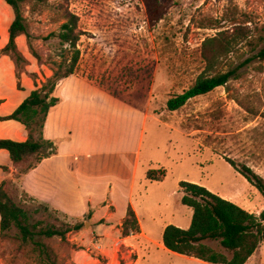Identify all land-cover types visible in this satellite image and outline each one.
<instances>
[{
	"label": "rangeland",
	"instance_id": "rangeland-1",
	"mask_svg": "<svg viewBox=\"0 0 264 264\" xmlns=\"http://www.w3.org/2000/svg\"><path fill=\"white\" fill-rule=\"evenodd\" d=\"M163 1L169 2L168 14L154 27L141 0H50L43 6L32 1L23 7L30 40L24 37L19 47L32 62L20 64L19 73L35 63L38 85L55 80V74L59 82L73 50L49 36L60 31L68 10L78 17V30L84 33L75 73L100 80L117 96L146 109L148 123L134 205L157 243L143 246L140 254L127 252L121 243L105 244L112 254L118 252L120 264H131L139 257L138 264L201 263L159 246L169 222L182 229L191 226L193 209L181 203V182L227 196L253 213L264 210L262 194L225 160L247 165L264 178V62L256 58L264 46V0ZM1 7L0 28L5 32L14 13L9 6ZM237 27L249 29V39L221 58L213 73L235 71L234 78L226 87L170 112L168 101L189 90L206 68L204 41ZM158 169L167 171L162 182H143L146 170ZM17 204L31 214V224L38 226L33 231L80 223L84 226L80 231L90 229L88 216L71 219L25 194ZM76 233L68 234L66 240L36 236L23 243L14 228L0 240V264H50L40 244L50 248L56 264H74L75 252L87 250L72 242ZM261 255L264 264V246Z\"/></svg>",
	"mask_w": 264,
	"mask_h": 264
},
{
	"label": "crops",
	"instance_id": "crops-1",
	"mask_svg": "<svg viewBox=\"0 0 264 264\" xmlns=\"http://www.w3.org/2000/svg\"><path fill=\"white\" fill-rule=\"evenodd\" d=\"M4 2L0 0V7L9 6ZM13 20L14 16L6 25L5 32H1L0 28V51L9 42ZM23 40L24 37L17 40L20 52L22 46L19 47V43ZM25 59L32 62L29 57ZM38 68L33 63L20 73L19 89L16 64L9 56L0 55L1 118L12 115L37 89L32 75L39 74ZM36 82L40 84L39 80ZM54 96L60 102L49 112L44 138L54 142L57 154L23 173L33 158L14 164L9 152L0 150V167L8 168V171L0 169V185L6 183L8 195L16 202L26 194L71 219H84L90 215V229L77 232L72 241L79 248L87 247V250L75 252L74 264H102L97 255L106 259V264H120L118 252L112 254L105 244L121 243L127 252L140 254L143 246L157 243L151 232L146 230L134 205L148 123L146 109L117 96L100 80L84 74L75 73L59 81ZM28 138V131L22 123L15 120L0 122V140L26 142ZM146 171L143 182H155L148 179ZM129 206L138 218L141 232L124 237L122 226ZM262 210L258 209L254 214L260 215ZM247 211L253 213L251 209ZM170 224H166L164 230ZM83 238L89 243L85 244ZM159 246L168 251L163 241L159 242ZM263 246L246 264H262ZM140 259L131 264H138Z\"/></svg>",
	"mask_w": 264,
	"mask_h": 264
},
{
	"label": "trees",
	"instance_id": "trees-1",
	"mask_svg": "<svg viewBox=\"0 0 264 264\" xmlns=\"http://www.w3.org/2000/svg\"><path fill=\"white\" fill-rule=\"evenodd\" d=\"M4 1L13 10L14 21L9 29V42L0 51V55L9 56L18 68L20 64L26 63L27 60L19 51L17 40L20 37H27L30 40L23 7L32 1L35 2V6H43L50 0ZM141 1L145 4L148 23L151 27L164 20L168 14V1ZM63 19L64 23L61 25L60 31L49 36V38H57L62 46H69L73 50V57L59 81L75 74L81 56L78 43L81 40V36L84 35L83 32L78 30L79 19L76 15L66 10ZM250 34L251 32L246 27H237L233 31H222L217 36L206 39L202 45V56L206 63L204 72L196 79L189 90L168 101V110L170 112L178 111L186 106L189 101L205 96L217 88L226 87L231 79L234 78L235 71L213 73L220 59L232 54L239 45L249 39ZM33 56L40 61L36 54H33ZM256 58L260 62H264V46L258 51ZM17 78L20 89V73H17ZM32 78L37 89L30 94L12 115L0 117V122L15 120L22 123L28 131L29 138L26 142L0 140V150L8 151L14 164L33 158V162L23 173L29 172L45 159L57 154L54 142L44 138V129L50 110L60 102L54 96L59 83L57 81L58 75L55 74V80L52 78L48 79L41 87L36 82L37 75L33 74ZM225 160L264 197V178L262 176L247 165H238L227 157H225ZM0 169L8 171L6 167H0ZM166 175L167 171L165 169L150 171L148 179L161 182ZM5 185L6 183L0 185V240L6 238L9 231L14 228L20 231L23 243L30 241L36 236L48 239L58 237L66 240L68 234L83 229L84 226L80 223L75 226L63 225L61 228L51 227L33 231V228L36 230L38 226L31 224V214L10 198ZM180 188L183 193L182 205L193 209L192 223L188 229H182L174 225L166 227L163 234V245L168 251L181 256L195 258L208 264H246L264 244V210L260 215L250 213L237 204L197 184L181 182ZM25 196L28 197L26 194ZM44 206L48 207L47 205ZM122 228L124 237L141 232L138 218L131 206L128 208L127 217ZM40 252L50 264H56L50 255V248L47 245L40 244Z\"/></svg>",
	"mask_w": 264,
	"mask_h": 264
}]
</instances>
